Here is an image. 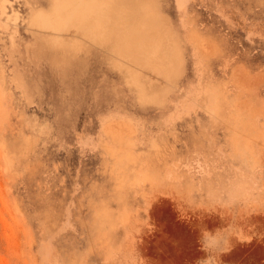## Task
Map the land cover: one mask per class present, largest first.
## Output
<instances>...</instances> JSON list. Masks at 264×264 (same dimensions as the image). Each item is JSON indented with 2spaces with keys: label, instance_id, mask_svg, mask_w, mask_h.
Wrapping results in <instances>:
<instances>
[{
  "label": "rangeland",
  "instance_id": "374dc122",
  "mask_svg": "<svg viewBox=\"0 0 264 264\" xmlns=\"http://www.w3.org/2000/svg\"><path fill=\"white\" fill-rule=\"evenodd\" d=\"M110 1L0 0V264H264V0Z\"/></svg>",
  "mask_w": 264,
  "mask_h": 264
},
{
  "label": "bare ground",
  "instance_id": "6f19581e",
  "mask_svg": "<svg viewBox=\"0 0 264 264\" xmlns=\"http://www.w3.org/2000/svg\"><path fill=\"white\" fill-rule=\"evenodd\" d=\"M115 1L116 0H114V2ZM176 1L178 3V4L176 3L177 6L179 5L178 7L179 9L184 8L185 4L183 0H176ZM111 6H112V2L110 0H63V2L58 3L56 10H60L61 12H63V14H66V11L68 9L73 8L74 20H72V26L76 27L79 30L84 31L85 33H89L92 29L93 24L95 25V27H100L101 17L104 16V13H107L109 11ZM120 11L124 14L129 13V10L127 9V7H124V6L120 7ZM143 14L144 15L141 17H151L152 18L150 19L153 20V23L154 25H156V29H157L156 37L154 38L155 44L154 46H152L153 47V57H155L156 54L158 53V50H159L158 48L160 45L164 47V49L166 48L165 50H163V52L165 53L163 55V59H165L167 63L170 64L172 61V58H171V53L168 51L169 50L168 46H170L168 37H170L169 34L171 30L167 26H162L161 24L158 23L157 17L159 16H158L157 9L153 3L148 2L146 5H144ZM89 17H92L91 22H90ZM36 21L39 22L40 24L45 25L51 30H55V31H60L61 29L65 31L68 29V26L71 23V20H69V17H65L63 20L60 19L59 17H37ZM198 48L199 49L201 48V51H202L203 50L202 44H199ZM174 49H177L176 44L174 46ZM206 50H203V54H205L204 51ZM149 101L153 102V98L149 99ZM111 124L113 125V122L109 123L108 126H105L104 130L106 134L113 137V136H116L118 130L115 129V126L113 128ZM128 131H129V134H132L133 132L132 130H128Z\"/></svg>",
  "mask_w": 264,
  "mask_h": 264
}]
</instances>
